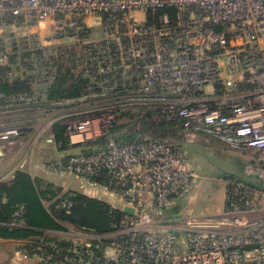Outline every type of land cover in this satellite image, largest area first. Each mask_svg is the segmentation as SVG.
I'll list each match as a JSON object with an SVG mask.
<instances>
[{
    "label": "built area",
    "instance_id": "2783aa9c",
    "mask_svg": "<svg viewBox=\"0 0 264 264\" xmlns=\"http://www.w3.org/2000/svg\"><path fill=\"white\" fill-rule=\"evenodd\" d=\"M51 18L57 36L70 41L16 40L14 53L27 51L26 62L42 51L44 63L32 66L45 86L31 95L0 94V111L26 119L0 127V143L27 129L51 140L58 123L68 146H95L46 166L91 184L105 172L104 187L133 214L105 234L66 227L47 233L54 240L23 245L16 255L34 264H264V168L254 180L227 177L217 212L167 215L196 174L184 148L139 131L141 122L181 127L187 141L210 136L264 158V0H0V21ZM93 25L100 34L90 32ZM59 46L72 56L60 64L82 79V93L42 107L34 103L53 80ZM9 52L2 44L0 64ZM123 136L129 139L115 140ZM5 178L0 164V183Z\"/></svg>",
    "mask_w": 264,
    "mask_h": 264
},
{
    "label": "trees",
    "instance_id": "16d2710c",
    "mask_svg": "<svg viewBox=\"0 0 264 264\" xmlns=\"http://www.w3.org/2000/svg\"><path fill=\"white\" fill-rule=\"evenodd\" d=\"M34 56L39 57L36 62L21 59L24 68L21 66L14 69V72L13 69L9 70V65L13 63L0 64V94L7 97L31 95L36 88L45 86L36 81V70L32 66H42V51L36 50ZM71 57L60 46L57 47L53 80L34 104L51 107L54 101L82 93V79L74 77L60 64ZM51 132L56 143L61 147L67 145L64 129L58 123L52 125ZM93 180L103 186H108L110 182L105 172L93 177ZM65 199L70 202L69 205L65 204ZM125 220L124 212L104 200L74 191L63 192L53 183L22 170H15L9 179L0 183V239L19 241V249L23 245L32 247L37 243L45 244L54 240L46 237V234L64 231L63 223L72 224L76 229L105 234L123 227Z\"/></svg>",
    "mask_w": 264,
    "mask_h": 264
},
{
    "label": "rangeland",
    "instance_id": "374dc122",
    "mask_svg": "<svg viewBox=\"0 0 264 264\" xmlns=\"http://www.w3.org/2000/svg\"><path fill=\"white\" fill-rule=\"evenodd\" d=\"M88 21L89 23L97 22L99 19L96 15L95 18H88ZM56 22L55 18L47 19L40 24L33 25H21L11 20L0 21V47L2 48V44H4L7 50L10 51L9 53H12L11 56H5L4 58V61L8 65L9 63H13L9 65V70L13 69L14 72V69L22 66L23 63L21 59L27 61V57L30 56L25 50L20 53H14L17 39L21 40L37 37L41 40L40 46L45 45L46 41L49 40L56 46L60 45L59 43L63 44L70 41L68 36L61 35L62 38L57 36L59 30H56ZM90 32L93 34L96 33L97 35L100 34L99 26L93 25ZM12 46H14V48ZM18 49L21 50L24 49V47ZM32 56H34V53H32ZM35 67L37 70V64H35ZM23 68L22 66V69ZM17 113H19V111H0V127L17 124L19 121H16L15 117L20 121L26 120L24 119V115H16ZM41 117L39 118L41 119ZM33 123H35V121H33ZM135 126H137V123ZM131 129L134 130V127H131ZM30 131H27L25 135H27L28 132L32 135ZM139 131L146 137L151 138L168 136L174 144L181 145V147L186 150L187 167L196 174V178L194 181H190L189 188L185 194L178 199L172 200L170 206L165 210L167 215H181L189 210L194 214L215 212L223 205L227 177L254 180L260 177V172L257 170L260 167L264 168V158L256 156L255 150H236L214 137L203 136L194 139V141H187L180 128H150L145 122H141ZM128 139V136L115 138L116 141L120 142H126ZM27 140V145L24 147V149L27 148L28 150H25L27 151V156L29 153L31 154L38 149L37 146L42 140L44 142L42 137L33 138V136H29ZM91 146H95V144H88L85 146L65 145L58 151L69 154ZM45 170L44 173L39 172L38 174V171L36 172L39 178L60 187L63 192L74 191L82 193L84 188H88L89 190H96L98 192L97 196L103 200L108 198L104 195L100 185L96 184L90 186L87 183L83 184L84 181H78L72 174L64 173L61 175L60 172L53 171L47 166ZM82 185H85V187ZM112 201H114V205L117 208H121L124 204V200L118 196L113 197ZM63 225L71 230H76L72 224L63 223ZM20 244L21 243L16 240L0 239V264H34V260L31 258H25L22 254V256L16 255V250L19 249Z\"/></svg>",
    "mask_w": 264,
    "mask_h": 264
},
{
    "label": "crops",
    "instance_id": "0c3cea01",
    "mask_svg": "<svg viewBox=\"0 0 264 264\" xmlns=\"http://www.w3.org/2000/svg\"><path fill=\"white\" fill-rule=\"evenodd\" d=\"M32 133V132H31ZM31 137L30 133L28 132L27 135L22 136L20 139H17L13 143H0V164L4 167V171L6 174L5 179H9L13 172L15 170H22L24 172L29 173L33 177H39V172L44 173L46 163L50 160L62 158L66 156L67 154L63 153L61 150V147L58 143L53 140L54 137L49 139L50 137L46 136V138L41 141V143L37 146V150L33 153H29L27 156V148L24 149V147L27 145L26 142L27 139ZM24 149V150H23ZM27 150V151H25ZM38 171V174L36 173ZM61 175H63L65 172H60ZM69 174V173H68ZM73 175V174H72ZM78 181H84V183H87L90 186H94L96 184H91L89 181L81 179L75 175H73ZM100 185V184H97ZM85 187V185H82ZM102 187V190L104 192V195H106V198L104 201L110 203L111 205H114V201H112V198L116 195L110 193L103 185H100ZM83 194H86L91 197H95L98 199L103 200L99 196H97L98 192L96 190H89L88 188H84ZM224 202V199H223ZM116 207V206H115ZM223 207V205H222ZM222 207L218 208L215 212L222 209ZM15 242V241H14ZM19 242V241H18ZM21 245V244H20ZM17 251V250H16Z\"/></svg>",
    "mask_w": 264,
    "mask_h": 264
},
{
    "label": "water",
    "instance_id": "95a60500",
    "mask_svg": "<svg viewBox=\"0 0 264 264\" xmlns=\"http://www.w3.org/2000/svg\"><path fill=\"white\" fill-rule=\"evenodd\" d=\"M121 211L124 212L125 214H128V215L133 214V209L131 207H128V206H123Z\"/></svg>",
    "mask_w": 264,
    "mask_h": 264
}]
</instances>
